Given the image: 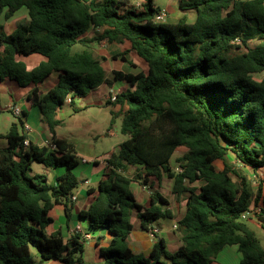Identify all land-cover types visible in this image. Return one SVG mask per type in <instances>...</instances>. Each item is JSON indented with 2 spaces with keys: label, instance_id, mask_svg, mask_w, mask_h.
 <instances>
[{
  "label": "trees",
  "instance_id": "obj_1",
  "mask_svg": "<svg viewBox=\"0 0 264 264\" xmlns=\"http://www.w3.org/2000/svg\"><path fill=\"white\" fill-rule=\"evenodd\" d=\"M131 1L0 0V21L23 8L29 15L12 33L0 23V83L34 86L29 100L52 135L49 146H25L22 118L0 134L9 143L0 149V264H92L85 261L81 235L66 242L60 232L47 233L56 205L63 204L71 219L81 183L75 147L57 136V116L68 97L85 98L116 81L124 86L107 106L113 122L123 118L121 133L129 138L106 160L99 195L81 213L91 228L112 236L100 249L103 264H214L226 247H237L240 264H264V246L242 219L260 208L255 217L264 229V186L255 193L249 178L227 161L232 154L255 175L264 170V0H180L181 11L197 12L194 24L156 22L161 9L155 0H141L139 8ZM253 41L258 44L250 46ZM125 43L148 73L115 72L110 80L89 47ZM35 54L46 61L33 70L17 58ZM55 73L58 83L42 93L38 85ZM181 148L186 152L176 160L177 172L171 161ZM33 162L68 171L52 186L45 175H29ZM128 167L138 168L132 178L125 175ZM165 175L174 180L173 195L186 201L177 224L183 246L172 252L157 235L150 254L139 255L129 244L133 216L149 232L174 214L158 190L146 207L131 186L161 184Z\"/></svg>",
  "mask_w": 264,
  "mask_h": 264
},
{
  "label": "crops",
  "instance_id": "obj_2",
  "mask_svg": "<svg viewBox=\"0 0 264 264\" xmlns=\"http://www.w3.org/2000/svg\"><path fill=\"white\" fill-rule=\"evenodd\" d=\"M179 2L180 0H170L166 8L161 9V12L166 11L167 13L165 23L177 24L182 20H186L187 23L194 24L197 20V12L181 11ZM133 3L134 2L131 1L132 5H134ZM24 12L22 20H24L23 22H27L29 20L27 9ZM0 23L5 27L8 33L14 32L19 25L14 26L12 29L13 23L10 22V20H5L4 23L1 20ZM90 33H92V31ZM100 47V53L94 55L102 61V65L108 79L114 80L115 72L133 75L148 73V65L140 57H138L136 53L131 51L130 43H125L123 45L104 44L100 45ZM120 55H125V60H122L121 58L116 60L114 59V57ZM17 58L27 66L28 70H33L42 62L46 61L45 57L37 54L29 57L18 56ZM58 80L59 74H52L44 83L39 84L38 88L45 94L56 86ZM123 86L124 84L120 81H116L112 87L102 85L89 96L85 98H75L72 99V103L64 104V106L58 111L57 116L58 120L62 123L57 128V136L59 139L65 140L75 147L76 156L80 165L74 170V172L81 181L80 184H84L86 188L79 190L77 194L74 192L72 201L74 202L75 207L70 220H68L65 206L63 204H58L54 207L51 212L54 224L47 229V233L50 235L52 233L60 232L66 242L70 240L73 234H79L82 238H84L85 235H89L91 237L90 240L85 241V253L88 255L86 261L93 264H103V259L100 256V249L106 248L110 245L112 236L106 230H95L91 228L88 221L81 217V213L88 212L91 205L99 195L98 187L100 183L106 179L108 173L106 160L113 153L118 152L119 145L129 138L122 135L126 139H119V142L115 144L114 150L110 153L99 154L97 152L96 141L102 140L104 137L118 138V132L114 128L118 127V121H123V118L119 117L115 120V122H113L114 118L112 110L107 107V101H109L112 94L117 93ZM33 88L34 86L22 88L17 82L12 80H6L3 83H0V134L6 135L10 132L14 124L19 125L20 118L15 114V109L19 108L23 113L22 119L24 120V125L26 124L29 127V129H26L24 126H20V133H25L28 136V140L34 145L39 147L49 146L52 138L50 128L42 122L40 108L29 100V95ZM101 124L109 125L105 134L97 132L93 135L91 140H88L87 142L86 140L82 141L80 139V132L89 131L91 128H96ZM119 129L121 132V128ZM8 146L9 143L7 139H0V149L7 148ZM177 154L178 152L171 161L173 168H175L173 160H177L182 157V155L177 157ZM83 159L89 161V163L84 164L82 162ZM34 164H36V162L32 163L29 175L31 172L33 173ZM44 168L45 169H41V172H37L36 174H32L30 176L45 175L48 179V183L52 186H56L58 178L68 171L64 167L46 168L44 166ZM79 168L82 169H80V172L78 173L77 170ZM137 170V167H128L125 171V175L128 177L133 175L132 177H134ZM173 187L174 180L170 179L166 175L164 176L161 184L150 181L147 186H144L138 182H134L131 186L137 201L146 207L151 206V194L156 190H158L163 197L169 200V209L173 212L174 218L162 219L157 223H154L151 227L159 229L160 233L158 236L162 237L166 241L170 251L175 252L183 246V243L176 238L174 233H172V228H174V226L183 219L185 215L186 201L184 199H182L184 202L181 201L183 204L181 213L179 208L180 202H178V199L173 201L174 198L173 200L170 198ZM133 223L134 231L129 238V244L137 254L147 256L153 248L154 239L148 232L142 229L141 223L136 215L133 216ZM89 248H91V251ZM52 264H61V262L54 260L52 261Z\"/></svg>",
  "mask_w": 264,
  "mask_h": 264
},
{
  "label": "rangeland",
  "instance_id": "obj_3",
  "mask_svg": "<svg viewBox=\"0 0 264 264\" xmlns=\"http://www.w3.org/2000/svg\"><path fill=\"white\" fill-rule=\"evenodd\" d=\"M141 0H132V2H134L133 4L136 5L137 3H140ZM170 0H155V6L157 8H160V9H164L166 8L167 4L169 3ZM24 11H26L25 8H23L21 11H19L15 17H13L10 22L13 23V26H12V29L14 28V26H17L18 24H21V23H24L22 20V16L23 14L25 13ZM2 22L4 23L5 22V19H2ZM94 36V33H90L89 37L92 38ZM256 44H258L257 41H253L250 43V46H255ZM242 46V45H241ZM90 50L94 53V54H99L100 53V50H101V47L99 44H92L90 45ZM243 50H245V47L242 46ZM83 49L82 46H79L77 48V50H81ZM261 77L260 76H257V79H260ZM108 108H111L112 110V107L111 106H107ZM122 122H120V120L118 121V127L114 128L117 132H118V138H109V137H104L102 138V140H99V141H96L97 143V152L99 154H106V153H110L114 150L115 148V144L117 142H119V139H126L124 136H122V133L120 132V129L122 127ZM109 127V125H100V126H97L96 128H91L89 131H86V132H80V139L82 141H85L86 142L89 140H91V138L93 137V135H95L97 132H100V134L106 132L107 128ZM186 152V149L184 148H181L179 149L178 151V154H177V157L183 155L184 153ZM227 161L228 163H231L233 165H235L237 167V169H239L240 171L243 172V174H245L249 180H250V183H251V186H252V189L255 191V193L258 192L260 186H264V170H262L258 175H255L254 172L250 169H247L245 168L236 158L234 155L230 154L227 158ZM173 164L175 165V168H177V162L176 160L174 159L173 160ZM92 165V164H91ZM217 168L219 170H221L223 168V163L222 162H219L217 163ZM41 169H45L44 166H42V164H39L36 162V164H34V167H33V173L31 172L30 175H34L36 174L37 172H41ZM80 169L82 168H79L77 171L78 173L80 172ZM133 175H130V177H132ZM234 180L237 181V178L234 177ZM168 184V183H167ZM86 186L84 184H80V186L74 191L76 194L78 193L79 190H82V189H85ZM169 188H170V185H169ZM134 193V192H133ZM170 198L171 200H174L175 201L177 198L175 195H173V193L170 194ZM184 202V200H178V202H180L179 204V208L181 210V213H182V202ZM245 222L247 223V225L249 226V228L255 232L256 236L258 237V239L261 241L262 245L264 246V229L262 228V226L260 225V223L257 221V218L256 217H252L250 219H247L245 220ZM172 233H174L176 235V238L179 239L182 243V235L181 233L178 231V229H175V228H172ZM178 241V240H177ZM178 243V242H177ZM85 249H86V243H85ZM90 251H91V248H89ZM93 249V248H92ZM92 253V252H91ZM85 261L87 260L88 258V255H86L85 253ZM240 261H241V254L239 253L237 247H226L219 255L217 261L214 263V264H240ZM88 262V261H87ZM46 264V263H45ZM47 264H52V261L51 262H47ZM93 264V263H92Z\"/></svg>",
  "mask_w": 264,
  "mask_h": 264
},
{
  "label": "built area",
  "instance_id": "obj_4",
  "mask_svg": "<svg viewBox=\"0 0 264 264\" xmlns=\"http://www.w3.org/2000/svg\"><path fill=\"white\" fill-rule=\"evenodd\" d=\"M140 6H141V2L136 4V7L139 8ZM166 19H167V13H166V11H163V12H161V13L156 17L155 20H156V22H159V23H165V22H166ZM235 43L240 44V41L237 40V41L234 42V44H235ZM116 98H117V93H114V94L111 95L110 100H111L112 102H115V101H116ZM66 103H72V97H68L67 100H66ZM15 114H16L19 118H23V113H22L21 109L16 108V109H15ZM24 127H25L26 129H29L28 125H26V124L24 125ZM29 144H30V141L27 139V140L25 141V146H29ZM82 162H83L84 164L89 163V161H87V160H85V159H83ZM176 171H177V172H181L182 170H181L180 168H176ZM260 212H261V209H260V208H251L248 212H246V213L242 216V219H243V220L250 219V218H252V217H255V216H256L257 214H259ZM174 228L177 229V228H178V225L176 224V225L174 226ZM148 233H149V235H150L153 239H155V237H156L157 235H159L160 231H159V229H157L156 227H151V229H150V231H149ZM90 238H91V237H90L89 235H85L84 238H83V240H84V241H89Z\"/></svg>",
  "mask_w": 264,
  "mask_h": 264
}]
</instances>
